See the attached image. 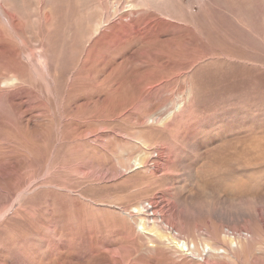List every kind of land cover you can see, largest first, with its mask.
<instances>
[{
  "label": "rangeland",
  "instance_id": "obj_1",
  "mask_svg": "<svg viewBox=\"0 0 264 264\" xmlns=\"http://www.w3.org/2000/svg\"><path fill=\"white\" fill-rule=\"evenodd\" d=\"M0 264H264V0H0Z\"/></svg>",
  "mask_w": 264,
  "mask_h": 264
},
{
  "label": "bare ground",
  "instance_id": "obj_2",
  "mask_svg": "<svg viewBox=\"0 0 264 264\" xmlns=\"http://www.w3.org/2000/svg\"><path fill=\"white\" fill-rule=\"evenodd\" d=\"M173 233L171 232V231H169L168 233H167V235H166V238H167V240H172V242H175L176 244H178L177 242H176V239L173 237V235H172ZM172 235V236H171ZM227 235V234H226ZM183 243H184V247H187V248H189V244L186 242V241H184L183 240ZM190 243V242H189ZM191 244H194V243H191Z\"/></svg>",
  "mask_w": 264,
  "mask_h": 264
},
{
  "label": "built area",
  "instance_id": "obj_3",
  "mask_svg": "<svg viewBox=\"0 0 264 264\" xmlns=\"http://www.w3.org/2000/svg\"><path fill=\"white\" fill-rule=\"evenodd\" d=\"M145 209L147 210V211H152V209H151V206L150 205H147V206H145ZM151 215H153V214H151ZM172 232V231H171ZM190 248L191 247H189V248H187V247H184V252L186 253V254H188L189 253V251H190Z\"/></svg>",
  "mask_w": 264,
  "mask_h": 264
}]
</instances>
